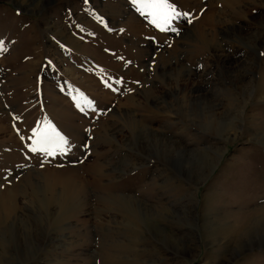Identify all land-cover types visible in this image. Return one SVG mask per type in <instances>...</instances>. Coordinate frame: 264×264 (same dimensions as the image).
I'll use <instances>...</instances> for the list:
<instances>
[{"label": "rangeland", "instance_id": "obj_1", "mask_svg": "<svg viewBox=\"0 0 264 264\" xmlns=\"http://www.w3.org/2000/svg\"><path fill=\"white\" fill-rule=\"evenodd\" d=\"M169 2L0 0V264H264V0Z\"/></svg>", "mask_w": 264, "mask_h": 264}, {"label": "snow or ice", "instance_id": "obj_2", "mask_svg": "<svg viewBox=\"0 0 264 264\" xmlns=\"http://www.w3.org/2000/svg\"><path fill=\"white\" fill-rule=\"evenodd\" d=\"M133 4L137 6V10L147 17H151V23L161 31L176 32L177 29L172 27L174 19L188 17V13H181L176 10L169 0H133ZM190 22V21H189ZM5 50V42L0 40V52ZM117 84L122 83L121 80L116 81ZM106 86L112 87L107 84ZM75 99V97H73ZM91 106V105H89ZM80 111L84 108L77 103ZM23 139V137H22ZM32 143L29 145L30 151L33 153L41 152L46 156H56L57 154H65L71 150V144L67 137L58 132L53 126L47 125L44 128H33ZM2 187V185H0Z\"/></svg>", "mask_w": 264, "mask_h": 264}, {"label": "crops", "instance_id": "obj_3", "mask_svg": "<svg viewBox=\"0 0 264 264\" xmlns=\"http://www.w3.org/2000/svg\"><path fill=\"white\" fill-rule=\"evenodd\" d=\"M121 4H124L125 5V3L124 2H120ZM132 20V22H133V19H131ZM102 31H106L105 29H102ZM60 105H62V104H58V106H59V110H60ZM64 106V105H63ZM67 105H65V107H66ZM32 108V107H31Z\"/></svg>", "mask_w": 264, "mask_h": 264}, {"label": "bare ground", "instance_id": "obj_4", "mask_svg": "<svg viewBox=\"0 0 264 264\" xmlns=\"http://www.w3.org/2000/svg\"><path fill=\"white\" fill-rule=\"evenodd\" d=\"M210 13V12H209ZM208 15V14H207ZM205 17V16H204ZM202 18V20H203V17H201ZM205 20H206V18H205ZM209 20V19H208ZM210 21V20H209ZM204 22V21H203ZM207 22V21H206ZM258 222V221H257Z\"/></svg>", "mask_w": 264, "mask_h": 264}]
</instances>
